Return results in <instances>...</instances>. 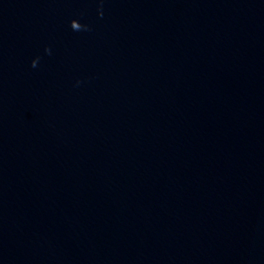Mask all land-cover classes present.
Returning a JSON list of instances; mask_svg holds the SVG:
<instances>
[{
	"label": "water",
	"instance_id": "95a60500",
	"mask_svg": "<svg viewBox=\"0 0 264 264\" xmlns=\"http://www.w3.org/2000/svg\"><path fill=\"white\" fill-rule=\"evenodd\" d=\"M0 264H264V0H0Z\"/></svg>",
	"mask_w": 264,
	"mask_h": 264
}]
</instances>
